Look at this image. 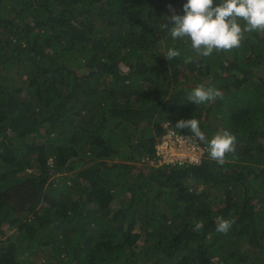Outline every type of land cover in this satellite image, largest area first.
Instances as JSON below:
<instances>
[{
    "label": "trees",
    "instance_id": "1",
    "mask_svg": "<svg viewBox=\"0 0 264 264\" xmlns=\"http://www.w3.org/2000/svg\"><path fill=\"white\" fill-rule=\"evenodd\" d=\"M0 264H264V0H0Z\"/></svg>",
    "mask_w": 264,
    "mask_h": 264
},
{
    "label": "rangeland",
    "instance_id": "2",
    "mask_svg": "<svg viewBox=\"0 0 264 264\" xmlns=\"http://www.w3.org/2000/svg\"><path fill=\"white\" fill-rule=\"evenodd\" d=\"M204 150L195 138L184 136L175 130H169L157 142V155L159 157L156 160L146 159V164L158 167L164 163H174L177 160L183 162L187 160L188 162L199 164Z\"/></svg>",
    "mask_w": 264,
    "mask_h": 264
},
{
    "label": "built area",
    "instance_id": "3",
    "mask_svg": "<svg viewBox=\"0 0 264 264\" xmlns=\"http://www.w3.org/2000/svg\"><path fill=\"white\" fill-rule=\"evenodd\" d=\"M177 161H179V160H177ZM187 160H185V162H186ZM183 162V161H182Z\"/></svg>",
    "mask_w": 264,
    "mask_h": 264
}]
</instances>
